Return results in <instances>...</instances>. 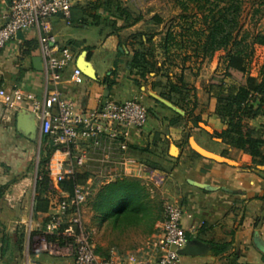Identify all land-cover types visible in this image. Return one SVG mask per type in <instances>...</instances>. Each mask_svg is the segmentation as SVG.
Listing matches in <instances>:
<instances>
[{
	"label": "crops",
	"instance_id": "obj_1",
	"mask_svg": "<svg viewBox=\"0 0 264 264\" xmlns=\"http://www.w3.org/2000/svg\"><path fill=\"white\" fill-rule=\"evenodd\" d=\"M8 4L9 0H0V23ZM79 6L72 5L69 19L60 14L48 19L57 43L69 47L74 55L73 61L57 72V84L47 78L38 45L40 28L33 25L0 50V89L29 93L39 101L56 91L59 100L71 102L76 111L96 108L105 99L133 98L144 105L147 119L142 127L129 130L124 149L118 139L101 151L84 142H79L78 147L56 145L47 164L60 161L65 165L78 154L77 148L85 149L88 160L76 169L87 174L84 184L106 183L121 176L137 178L150 187L152 194L155 191L160 195L163 204L179 205L187 243L200 241L205 248L199 254H181L177 264H264V254L255 243L264 247V165L243 161L240 150L217 136L224 126L213 114L204 90L211 76L204 75V65L211 64L208 70L212 74L217 61L198 59L179 64L173 75L181 76L188 95L175 94L170 88L175 82L171 71L143 75L127 67L132 52L127 37L120 32L104 35L98 26L90 25L81 16L76 18V11L82 8ZM81 51L85 52L93 77L77 66ZM74 67L80 71L78 82L72 80ZM194 118L207 126L201 129L197 122L199 127L194 130ZM18 119L25 131L17 129ZM43 139L27 100L15 103L6 113L0 109V264H24L26 260V225H17L11 232L5 220L9 223L19 218L24 224L30 220L32 226L40 224L33 214L32 189L36 180L33 183L29 175L33 146L39 145L40 154ZM190 139L219 159L199 154ZM54 211L51 204L48 213ZM110 255L125 264L131 257L153 258L156 253L152 245L147 254L138 256L135 243L120 241L117 247L109 248ZM28 259L35 264L61 262L39 254L29 255Z\"/></svg>",
	"mask_w": 264,
	"mask_h": 264
},
{
	"label": "trees",
	"instance_id": "obj_2",
	"mask_svg": "<svg viewBox=\"0 0 264 264\" xmlns=\"http://www.w3.org/2000/svg\"><path fill=\"white\" fill-rule=\"evenodd\" d=\"M178 4L182 12L171 21L157 41L153 39L155 33L145 40L144 33L128 35L132 52L126 66L143 75L160 71L166 73L168 69H163L164 61L169 60L170 54L176 57L179 56L176 53L181 52L183 65L192 57L210 59L216 51H223V71L213 73L204 88L208 98L214 100L213 114L224 126L217 136L240 150L243 161L264 165V137L248 123L260 106L250 104V97L253 94L264 95V33L240 31L236 21L239 5L234 0H178ZM92 8L94 12L90 13L82 7L81 18L90 25L99 27L103 23L109 26L113 29L111 34L142 19L141 15H134L129 8L114 0L97 1ZM154 18L157 23L161 22L160 18ZM157 55L163 58L160 64ZM170 88L175 94L188 95L181 76H177L176 82H171ZM259 102L264 103V98L260 97ZM193 122L197 119L194 118ZM43 143L37 164L33 206L34 218L39 221L41 229L50 218L48 209L51 204L55 207L58 193L71 194L76 185L84 184L87 175L75 172L52 184L45 165L56 145L46 136ZM84 206L90 213L87 231L90 227L101 229L108 240L105 249L96 244L94 251L99 256L108 257L109 248L117 247L120 241L132 237L152 241L158 231L157 223L162 219L163 200L155 191L152 194L150 187L141 180L121 176L106 183L94 182ZM18 236L21 243L23 234ZM3 237L6 240L4 234Z\"/></svg>",
	"mask_w": 264,
	"mask_h": 264
},
{
	"label": "built area",
	"instance_id": "obj_3",
	"mask_svg": "<svg viewBox=\"0 0 264 264\" xmlns=\"http://www.w3.org/2000/svg\"><path fill=\"white\" fill-rule=\"evenodd\" d=\"M79 0H10L0 23V50L17 32L33 25L40 28L38 45L48 80L57 84V72L70 64L74 55L67 46H60L50 33L48 19L60 14L69 19L71 7ZM80 71L73 68L72 80L79 81ZM27 100L30 112L39 121L40 134L54 145L65 148L86 143L93 150H105L110 143L119 140L125 148L129 130L142 127L147 119L144 105L137 99L115 101L105 99L99 106L85 111H76L69 101H61L56 91L45 95L41 101L19 90L6 92L0 89V109L7 112L15 103ZM78 154L65 165L60 161L47 164L53 184L65 175L76 172L88 160L85 149L77 148ZM87 184L76 185L71 194L60 191L55 201V211L43 229L40 224H26L24 264H35L29 255L46 254L61 260L58 264H119L110 255L99 256L94 251L90 233L84 221V203L89 193ZM182 209L179 205L164 203L158 231L153 235V258L131 257L125 264H177L180 250L187 244V236L181 225ZM36 235V236H35Z\"/></svg>",
	"mask_w": 264,
	"mask_h": 264
},
{
	"label": "rangeland",
	"instance_id": "obj_4",
	"mask_svg": "<svg viewBox=\"0 0 264 264\" xmlns=\"http://www.w3.org/2000/svg\"><path fill=\"white\" fill-rule=\"evenodd\" d=\"M97 1L103 2L104 0H79L75 2L74 5H78V6L81 5L79 7H84L88 9L87 11L93 13L94 9L92 7L96 5ZM114 1L118 2L122 7L129 8L134 15L142 16V19L131 29L128 28L125 30L123 29L118 31L122 33L123 37H128V35L134 32H139V33H144L143 40H145L148 37V35H150L151 33H155L156 35H154L153 39L157 41L161 33L168 27L169 24H171V21L174 20V18L182 12L179 7L178 0H114ZM234 2L239 5V13H238V17L236 18V21L238 23V27H240V31L249 30V31H254V32L259 31L261 33H264V0H234ZM76 12L77 15L75 16L76 18H79L78 16H81L82 11L78 10ZM187 13L189 14L190 11H188ZM154 17L160 18L161 22L157 23ZM117 24H119V22H117ZM99 29L104 35H110L113 32L112 28H110L107 25H104L103 23L101 24V26H99ZM99 29H96L97 32H99ZM180 54L181 52H177L176 55L179 56L176 57L170 54L169 60L164 61L163 69H168L169 71H171V77L175 82L177 80V75L176 74L173 75V70L175 68H179V64L181 65ZM224 54L225 53L223 51H216L211 56L210 59L212 60L214 59L213 61L215 60L217 61L216 69L212 71V74L221 73L223 71L225 64ZM198 59L192 57L190 60L198 61ZM157 61L161 63L163 61V58L160 55H157ZM200 61L202 62L203 60ZM209 64L210 63H206V65H204L205 67L204 71L207 69L206 72H204V75H207V77L209 75H212L209 74L208 67L211 65ZM260 97L264 98V95L253 94L249 99V103L252 104L254 107L258 105L260 106L258 108V112L255 114L254 117L248 120V123L250 124L251 127H253V129H255L257 133H260L264 137V103L260 104L259 102ZM210 101L213 106L214 100L210 99ZM197 122L200 124L199 125L200 127L198 126ZM197 122L195 123L192 122L193 128H195L194 130H196L198 127L202 129L203 128L201 127L202 125L207 126V124L201 120ZM38 148L39 145L36 144L33 146V151H32V160H31L32 163H31V170L29 176L33 183L37 179V174H36L37 168H35V166H37V162L39 159ZM85 208H84V214H85L86 223H89L90 213L88 212L87 208L86 209ZM5 222H6V226L7 224L8 226H10L11 232L15 230L17 225H26L23 222H21L19 218H15L14 222L12 221L8 223L7 220H5ZM89 232L93 246L95 247L96 244H99L103 247V249H105L108 240L106 237L103 236L102 230L101 229L99 230L96 227H90ZM122 242L135 243L139 254L138 256L140 255L143 256V254H147L148 249L152 247L153 238L151 242L150 240L144 237H138V238L132 237L130 240H126V241L123 240ZM39 255L41 257H49L55 260H59L58 258L47 256L46 254H39Z\"/></svg>",
	"mask_w": 264,
	"mask_h": 264
},
{
	"label": "water",
	"instance_id": "obj_5",
	"mask_svg": "<svg viewBox=\"0 0 264 264\" xmlns=\"http://www.w3.org/2000/svg\"><path fill=\"white\" fill-rule=\"evenodd\" d=\"M20 32H17L16 35H19ZM35 63H37V59L34 60ZM77 66L78 68L81 69V71L87 75V76H91L93 77V74H92V68H91V65L90 63L85 59V52L84 51H81V53L78 55L77 57ZM166 104L170 105L169 103L165 102ZM171 108H173L174 110L180 112L177 108H175L174 106L171 105ZM17 129L19 130H22V131H25L24 128L21 126V123L18 119V122H17ZM191 146L193 147V149L195 151H197L199 154L203 155V156H207V157H211L213 159H219V157H217L216 155L214 154H210L208 152H206L205 150H203L202 148L198 147L197 145H195L193 143V141L190 139L189 140ZM256 243V246L258 248V250L264 254V247L262 245H260L259 243L255 242ZM205 248V244H203L202 242L200 241H191L190 243H187L181 250H180V253L181 254H185V255H194V254H199L201 252H203Z\"/></svg>",
	"mask_w": 264,
	"mask_h": 264
}]
</instances>
